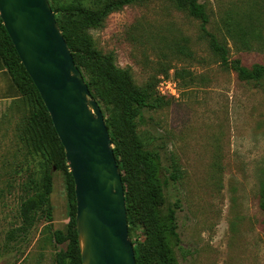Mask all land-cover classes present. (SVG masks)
<instances>
[{"label":"rangeland","instance_id":"374dc122","mask_svg":"<svg viewBox=\"0 0 264 264\" xmlns=\"http://www.w3.org/2000/svg\"><path fill=\"white\" fill-rule=\"evenodd\" d=\"M58 1L96 9L104 0ZM200 1L209 30L227 44L230 58H240L246 66L264 64V0ZM228 17L247 30L248 47L224 33L222 21ZM87 32L94 46L113 54L115 64L139 87L152 84L158 92L162 77L176 84L174 95L161 94L167 104L144 109L135 121L144 148L160 154L165 206L176 200L180 205L179 242L173 245L177 263L264 264V212L259 206L264 78L237 79L210 49L200 20L177 9L173 0L126 4ZM30 115L18 92L0 100V264H53L55 252L68 242L57 243L53 236L56 229L66 230L69 214L61 169L51 171L53 188L40 219L27 232L15 230L22 223V199L41 187V157L23 137ZM173 161L180 168L174 181L169 179ZM128 236L133 246L146 237L140 225Z\"/></svg>","mask_w":264,"mask_h":264},{"label":"trees","instance_id":"16d2710c","mask_svg":"<svg viewBox=\"0 0 264 264\" xmlns=\"http://www.w3.org/2000/svg\"><path fill=\"white\" fill-rule=\"evenodd\" d=\"M141 0H104L92 9L79 1L49 0L59 28L82 72L93 98L98 102L113 144V151L124 184L128 234L140 225L145 240L134 248L136 264H178L173 245L179 242L177 232L178 200L165 206L164 187L159 172L162 169L158 151L146 150L136 130L137 117L144 109H157L165 104L164 96L152 84L139 87L129 72L115 64L113 54L103 53L94 46L89 28L102 25L107 16L126 4ZM177 9L200 20L202 34L220 64L230 67L240 81H259L264 78V64L246 66L240 58H230L225 42L208 28L209 15L200 0H173ZM224 33L235 43L249 46L248 32L231 20L222 21ZM0 59L16 90L27 101L31 115L23 135L31 152L41 157V187L24 197L20 203L21 225L15 230L27 232L42 216L52 192V169H61L65 177L69 214L66 230L53 231L55 242H67L66 248L55 252L53 264H82L75 226L74 181L69 171L63 145L54 129L51 117L41 96L21 63L13 43L0 18ZM158 83V80H157ZM157 85V84H156ZM169 179L179 177L180 168L171 163ZM169 168V167H168ZM167 168V169H168ZM259 206L264 212V188ZM264 232V217L261 221ZM13 233V232H12ZM11 239L13 235L9 236Z\"/></svg>","mask_w":264,"mask_h":264},{"label":"water","instance_id":"95a60500","mask_svg":"<svg viewBox=\"0 0 264 264\" xmlns=\"http://www.w3.org/2000/svg\"><path fill=\"white\" fill-rule=\"evenodd\" d=\"M0 18L63 145L82 264H136L124 186L103 112L49 0H0Z\"/></svg>","mask_w":264,"mask_h":264},{"label":"crops","instance_id":"0c3cea01","mask_svg":"<svg viewBox=\"0 0 264 264\" xmlns=\"http://www.w3.org/2000/svg\"><path fill=\"white\" fill-rule=\"evenodd\" d=\"M17 90L0 59V100L12 98Z\"/></svg>","mask_w":264,"mask_h":264},{"label":"built area","instance_id":"2783aa9c","mask_svg":"<svg viewBox=\"0 0 264 264\" xmlns=\"http://www.w3.org/2000/svg\"><path fill=\"white\" fill-rule=\"evenodd\" d=\"M165 88L163 89V87ZM167 88V89H166ZM158 93L161 94H175L176 92V84L171 78H160L157 85Z\"/></svg>","mask_w":264,"mask_h":264}]
</instances>
